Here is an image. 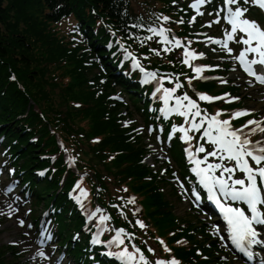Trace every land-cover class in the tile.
Listing matches in <instances>:
<instances>
[{
	"label": "trees",
	"instance_id": "1",
	"mask_svg": "<svg viewBox=\"0 0 264 264\" xmlns=\"http://www.w3.org/2000/svg\"><path fill=\"white\" fill-rule=\"evenodd\" d=\"M133 1L152 5V0H0V130L7 134L9 141H19L13 150L19 155L26 179L35 187L38 204L48 206L55 202L63 206L58 218L61 236L64 234L67 241H71L73 231H80L83 220L77 212H73V216L69 214L70 205L58 179L64 168L51 179L39 180L35 174L49 165L41 160V155L59 151L56 135L78 146L82 161L92 169L94 179L106 191L109 185H129L142 197L145 218L160 234L182 231L176 237L186 236L210 260H200L194 248L177 250L179 257L191 259L188 264H220L215 254L216 245L211 243V249L205 245L209 237L204 233L202 221L188 211L178 215L175 212L178 198L173 187L160 172L154 175L149 165H141L139 159L145 150L143 138L133 143L126 134L128 130L117 121L116 114L122 113L124 105L109 109L105 104L106 96L117 91L112 86L114 83L135 103L140 102L136 86L117 77L110 59H103L106 52L100 43L105 42L108 35L101 27L97 28V19L104 17L118 28L125 27L128 21L131 22L129 28L131 25L144 31L152 14L133 15L130 9ZM70 16L83 26L93 53H100L106 77L97 64L93 68L86 67L84 62L88 61V55L81 53V48L73 47L54 26ZM95 29H98L97 36ZM12 73L16 76L15 82L11 80ZM103 78L107 79L103 92L91 90L89 80L99 85ZM200 88L211 91L214 85ZM232 91L240 90L232 88ZM102 93L105 94L100 95ZM75 103L80 107H75ZM136 110H140V105H136ZM35 135L39 139L31 142ZM93 138H100V142L94 144ZM112 153L117 155L109 161L108 154ZM172 157L177 164H183L177 143ZM61 164L62 159L58 166ZM182 171L187 174L185 169ZM73 175L70 173L67 185ZM148 177H152V181L145 180ZM193 230L202 234L204 240L191 235ZM81 249V244L70 242L72 252L82 255ZM16 253L17 248L0 244V264H23ZM86 264H91L88 258Z\"/></svg>",
	"mask_w": 264,
	"mask_h": 264
},
{
	"label": "snow or ice",
	"instance_id": "2",
	"mask_svg": "<svg viewBox=\"0 0 264 264\" xmlns=\"http://www.w3.org/2000/svg\"><path fill=\"white\" fill-rule=\"evenodd\" d=\"M206 0H196V3L192 4L191 7L196 9L197 15H203L199 11L200 6L205 4ZM255 3L261 8H264V0H243V4ZM226 5L224 11L227 12V21L230 25V29L226 30V39L212 40L215 44H222V47L226 49L229 53L232 49L229 48L228 42L234 41L245 45L243 51L239 53L237 59L244 66V70L251 76H254L259 82L264 83V75H258L257 70L253 68V65H259L260 71L264 72V27L258 24L256 21L244 18L247 12L246 7L240 6L241 0H224ZM236 5L235 10L231 7ZM219 15V12L217 13ZM164 20H168V17H163ZM195 21V16L192 18L191 22ZM180 23H183L181 20ZM213 23H220V20L213 21ZM211 27V23L208 25ZM149 31L161 35L169 30L161 29L157 32L156 29L150 28ZM237 33H242L243 36L237 39ZM146 39H151L147 37ZM212 39L211 37L209 38ZM175 46L177 48L181 47V41L173 37ZM173 40H170L167 35H164V39L161 43L171 44ZM169 48H164V51H169ZM254 53L258 55V59L249 60L248 54ZM159 55V52H157ZM203 54L201 53L200 56ZM186 57H192L193 59L198 58L193 52L185 51ZM185 64L189 63L186 58L183 61ZM139 62L137 61V67H139ZM143 71V69H141ZM196 73H202L203 69L201 67L195 68ZM151 79L156 78V73H146ZM182 85L177 84L176 88H180ZM157 91H160L158 88ZM164 101L167 104L172 92L175 89H164ZM199 99L211 102L214 99H223L222 97H210L206 95H200ZM184 101H187V105H184ZM177 107L172 109L182 116H188L191 114L193 117H200L201 111L195 100H192L186 93L176 98ZM181 107H187L188 111H181ZM192 109H197L192 112ZM221 113L212 115L209 117H204L200 123H196L195 120L191 121L192 128L196 131H200L204 127L205 121H207V128L203 132V136L207 138V141L215 146V150L207 151L204 146L197 148V153H205L203 159H194V154L191 153L189 149V158L192 159L193 163L196 165L192 171L200 177V183L208 189L210 193V198L215 201L219 210L223 213L224 219L230 226L231 239L234 244L239 248L241 252H244L249 258H251V252L247 251L245 244L251 245L256 243L255 237L257 232L253 227V224L264 225V211L260 208H264V141L253 142L248 139L249 135L255 134L257 131L264 133V126H260L261 122L255 120H250L244 128L249 127V125H257L256 128H251L249 133L244 132V128L233 129L230 120H220L218 116ZM247 115L246 112H236L234 117L238 118L240 116ZM184 133V139L190 141L192 137L188 135V130L184 128L178 129ZM209 157H218L221 163H208ZM249 159L254 162L258 167H253L249 163ZM223 161L234 162V166H227ZM206 164V167H201V165ZM219 171L220 175L217 176L215 173ZM239 171L244 174V178L233 179L234 174ZM227 174L225 178L224 174ZM79 187V185H77ZM10 190V189H9ZM126 191V190H125ZM219 193V195H217ZM83 195L86 192L82 191ZM225 202H221V200ZM129 203H135V198L129 201ZM240 203L247 206L248 213L244 208L238 206ZM236 205V206H233ZM259 206V207H258ZM99 211V209H98ZM109 217L102 216L100 218L101 224L108 220ZM23 224V221H20ZM141 228L145 227L142 221H137ZM107 229H102L105 231ZM124 230L120 229L117 231L115 238L109 242V244L123 245L124 240L121 239V233ZM99 243V239L96 241ZM163 244V241H161ZM135 247V245H133ZM140 250L137 248L136 252ZM152 251V249H149ZM108 255H115L119 259L124 260H134L135 256L130 253L127 248L120 253H107ZM43 255V253H40ZM140 259L145 261L143 254H140ZM147 264V261H145ZM157 264H166L165 261H157ZM168 264H178L175 260L168 262Z\"/></svg>",
	"mask_w": 264,
	"mask_h": 264
},
{
	"label": "rangeland",
	"instance_id": "3",
	"mask_svg": "<svg viewBox=\"0 0 264 264\" xmlns=\"http://www.w3.org/2000/svg\"><path fill=\"white\" fill-rule=\"evenodd\" d=\"M47 8V7H46ZM136 9H137V11L138 12H141V13H143L144 11H143V9H138L137 7H135ZM147 9H150V8H146L145 10H147ZM126 25H127V23H126ZM184 28H185V25H184ZM183 35V34H182ZM94 67V66H93ZM92 67V68H93ZM112 69H114L113 67H112ZM61 71H64L63 69H61ZM236 82H238V80H235ZM88 85L91 87V90H95V91H98L97 90V85H95L93 82H91L90 80H89V82H88ZM99 90H100V87H99ZM215 91V90H214ZM213 91V92H214ZM101 92H103V90H101L99 93H101ZM253 93H251L250 95H251V101L250 102H248V104H247V106H249V107H253L254 109H257V110H261V108H262V106H264V103L261 101V100H258L257 102L256 101H254V99L255 98H257V96H256V92L255 91H252ZM96 93V92H95ZM105 93H102V94H100V95H104ZM249 93L246 91V90H244L242 93H240L239 95H241V96H247ZM97 94H96V98H97ZM105 104L109 107V109H113L114 107L112 106V104H111V101H110V99L108 98V95L106 96V98H105ZM116 117H117V114H116ZM118 121V120H117ZM136 142V141H135ZM135 142H133V143H135ZM134 145H137V144H134ZM145 158H146V156H144V155H141L140 156V159H139V161H141L140 163H141V165H145L146 163H144V161H145ZM148 159L149 158H147V162H148V164H149V162H151L152 161V158H150L149 159V161H148ZM139 200H141V198L139 199ZM178 203H177V205H176V210H175V212L178 214V215H182V214H184L187 210H188V206H187V204L183 201V200H180V199H178V201H177ZM157 229V228H156ZM158 230V229H157ZM18 232H20L18 229H15V225H14V223L13 222H6V223H3V225L0 227V244H2V243H8L10 240H12V239H15L14 237H16L17 236V233ZM176 239H177V237H176ZM180 239H187L186 238V236H183V238H181L180 237ZM178 250V249H177ZM177 250H176V252H177Z\"/></svg>",
	"mask_w": 264,
	"mask_h": 264
},
{
	"label": "bare ground",
	"instance_id": "4",
	"mask_svg": "<svg viewBox=\"0 0 264 264\" xmlns=\"http://www.w3.org/2000/svg\"><path fill=\"white\" fill-rule=\"evenodd\" d=\"M124 29L123 34L125 33L127 37H131V38H137V37H141L143 35V31L141 29H139L138 27H130V28H126V27H122ZM100 45H103V42L100 43Z\"/></svg>",
	"mask_w": 264,
	"mask_h": 264
}]
</instances>
